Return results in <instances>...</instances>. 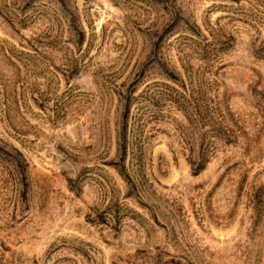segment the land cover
I'll return each mask as SVG.
<instances>
[{
	"label": "rangeland",
	"instance_id": "374dc122",
	"mask_svg": "<svg viewBox=\"0 0 264 264\" xmlns=\"http://www.w3.org/2000/svg\"><path fill=\"white\" fill-rule=\"evenodd\" d=\"M0 264H264V0H0Z\"/></svg>",
	"mask_w": 264,
	"mask_h": 264
},
{
	"label": "trees",
	"instance_id": "16d2710c",
	"mask_svg": "<svg viewBox=\"0 0 264 264\" xmlns=\"http://www.w3.org/2000/svg\"><path fill=\"white\" fill-rule=\"evenodd\" d=\"M123 127L121 129V133H120V140H121V145H120V169L121 171H125V167H124V159H125V155H126V120L127 117L123 116ZM219 125L220 123H215L212 122V126H211V134H213V138L216 137H227L226 136V132L223 130H219ZM226 142H229V140L227 138H225ZM212 148V146H209V149ZM188 163L191 169L192 174L197 175L198 173H200L206 166L207 164V160L204 158V154H200L197 155L196 158H194L193 156H191V158L188 159Z\"/></svg>",
	"mask_w": 264,
	"mask_h": 264
}]
</instances>
